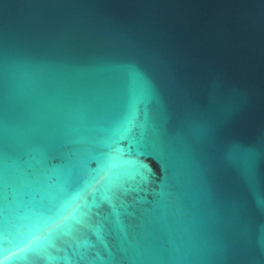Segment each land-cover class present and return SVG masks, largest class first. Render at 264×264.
Masks as SVG:
<instances>
[{
	"label": "water",
	"instance_id": "1",
	"mask_svg": "<svg viewBox=\"0 0 264 264\" xmlns=\"http://www.w3.org/2000/svg\"><path fill=\"white\" fill-rule=\"evenodd\" d=\"M0 264H264V0H0Z\"/></svg>",
	"mask_w": 264,
	"mask_h": 264
}]
</instances>
